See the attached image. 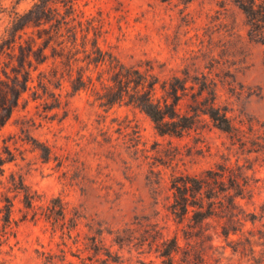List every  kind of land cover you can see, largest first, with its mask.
<instances>
[{
  "label": "rangeland",
  "instance_id": "rangeland-1",
  "mask_svg": "<svg viewBox=\"0 0 264 264\" xmlns=\"http://www.w3.org/2000/svg\"><path fill=\"white\" fill-rule=\"evenodd\" d=\"M220 1H75L78 19L101 25L102 47L123 62L153 60L162 77L205 73L233 129L201 115L183 135L160 136L139 109L105 112L89 93L66 97V82L68 113L60 120L61 110H45L43 99L25 92L0 128V159H10L0 176V264H161L172 239L173 264H264L263 46L248 39L241 10ZM33 2L0 0V37L11 11ZM32 139L50 147L48 160ZM220 165L238 174L242 195L214 199L215 215L200 224L191 211L178 221L169 208L171 178ZM11 175L35 191L32 206ZM55 197L63 218L51 213Z\"/></svg>",
  "mask_w": 264,
  "mask_h": 264
},
{
  "label": "trees",
  "instance_id": "trees-1",
  "mask_svg": "<svg viewBox=\"0 0 264 264\" xmlns=\"http://www.w3.org/2000/svg\"><path fill=\"white\" fill-rule=\"evenodd\" d=\"M75 1L34 0L23 12L11 11L0 37V128L27 91H31L33 99H43L45 110H61L60 120L65 118L68 100L63 99L61 90L66 82L70 89L66 97L78 92L89 93L92 103H97L105 112L120 104L139 109L149 117L160 136L183 135L201 115L208 116L218 128L232 131L229 117L216 104L217 85L205 73L191 75L186 68L183 76L172 73L162 77L161 70L156 71L160 66L153 60L145 59L137 64L123 62L110 48L102 47L100 41L105 42V38L101 25L92 18L78 19ZM225 1L244 14L246 35L250 41L263 46L264 63V0H221L222 6ZM182 102L186 105L184 111ZM56 115L58 112L53 114ZM32 142L43 159L48 160L50 147L36 139ZM8 160L0 159V176L4 173L2 165ZM11 176L14 190L22 192L27 207L32 206L35 191L21 178L15 181ZM170 189V213L182 221L191 211L190 219L200 224L215 215L214 199L228 195L233 200L242 195L246 186L231 168L220 165L205 170L200 176H173ZM51 201L57 202L54 204L57 209L51 213L56 219L63 218L65 206L61 198ZM10 210L11 201L7 200V221ZM236 230L227 229L224 234ZM176 248V241L172 239L171 245L160 253L161 264H173L172 253Z\"/></svg>",
  "mask_w": 264,
  "mask_h": 264
}]
</instances>
